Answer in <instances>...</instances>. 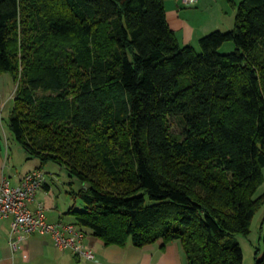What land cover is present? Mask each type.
I'll return each mask as SVG.
<instances>
[{
  "label": "trees",
  "instance_id": "16d2710c",
  "mask_svg": "<svg viewBox=\"0 0 264 264\" xmlns=\"http://www.w3.org/2000/svg\"><path fill=\"white\" fill-rule=\"evenodd\" d=\"M198 47L179 45L164 0H0L9 127L81 183L74 223L104 244L179 240L186 264H242L235 234L264 203V0H241Z\"/></svg>",
  "mask_w": 264,
  "mask_h": 264
},
{
  "label": "crops",
  "instance_id": "0c3cea01",
  "mask_svg": "<svg viewBox=\"0 0 264 264\" xmlns=\"http://www.w3.org/2000/svg\"><path fill=\"white\" fill-rule=\"evenodd\" d=\"M240 1L195 0L185 3L183 0H164L166 21L179 45H197L204 34L233 27L236 4ZM14 86V79L9 73H0V180L6 177L12 186L19 185L28 171L35 168L44 170L39 160L29 156L15 140L9 127ZM57 178L55 172H46L43 185L29 207L34 209L40 202L45 207L48 221L74 223V216L66 213L69 209L66 207L70 205L66 199L67 192L62 195L59 188L55 189ZM12 225L11 217L0 218V264H186L179 240H171L163 245L157 241L141 247L131 242L120 246L104 244L99 237L85 229L83 244L92 250L93 259L58 249L49 234L28 235L19 243V248L13 250L9 243Z\"/></svg>",
  "mask_w": 264,
  "mask_h": 264
},
{
  "label": "built area",
  "instance_id": "2783aa9c",
  "mask_svg": "<svg viewBox=\"0 0 264 264\" xmlns=\"http://www.w3.org/2000/svg\"><path fill=\"white\" fill-rule=\"evenodd\" d=\"M195 0H183L190 3ZM44 172L39 168L28 171L19 185L12 186L6 177L0 180V218L11 217L10 246L19 248V243L33 233L49 234L53 244L60 250H70L79 257L93 259L92 250L83 244L84 232L75 223L50 222L45 207L38 202L34 209L29 204L44 181Z\"/></svg>",
  "mask_w": 264,
  "mask_h": 264
},
{
  "label": "rangeland",
  "instance_id": "374dc122",
  "mask_svg": "<svg viewBox=\"0 0 264 264\" xmlns=\"http://www.w3.org/2000/svg\"><path fill=\"white\" fill-rule=\"evenodd\" d=\"M193 46L196 48L197 51H199L198 43L197 45L194 44ZM233 49V44L231 42H226L219 48L218 51L221 53H227L232 51ZM172 128L176 129V125L172 124ZM43 167L44 171L55 172L56 176L58 177L57 181L55 182V189L59 188L62 195H65V191L67 192L66 199L67 202L70 203V205L68 204L66 208H69L70 206H73L74 208H81L82 205L79 198L74 195L70 196V192L75 193L81 188V183L77 179L70 178L68 176V171L64 166L57 165L54 162H48ZM262 175V181L256 188L253 194V198L264 194V167L262 168ZM249 229L250 231L246 235L235 234V239L238 241L242 250V264H253L255 250L257 248L262 249L263 244L260 237L264 233V203L261 204L259 208L255 211V214L251 219Z\"/></svg>",
  "mask_w": 264,
  "mask_h": 264
}]
</instances>
